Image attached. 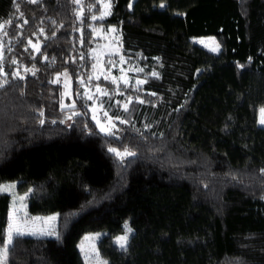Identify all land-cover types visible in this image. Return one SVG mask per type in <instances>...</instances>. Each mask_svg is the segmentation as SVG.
<instances>
[{
  "label": "trees",
  "instance_id": "obj_1",
  "mask_svg": "<svg viewBox=\"0 0 264 264\" xmlns=\"http://www.w3.org/2000/svg\"><path fill=\"white\" fill-rule=\"evenodd\" d=\"M109 2L94 19L101 0H0L11 48L0 65V183L31 190L30 215L58 218L55 237L14 238L7 264H85L78 242L93 231H106L109 264H264V0ZM93 25L119 27L124 56L144 69L120 97L127 108L102 98L114 133L81 86ZM209 36L219 52L192 40ZM11 200L0 193V246ZM127 221L122 249L114 237Z\"/></svg>",
  "mask_w": 264,
  "mask_h": 264
},
{
  "label": "rangeland",
  "instance_id": "obj_2",
  "mask_svg": "<svg viewBox=\"0 0 264 264\" xmlns=\"http://www.w3.org/2000/svg\"><path fill=\"white\" fill-rule=\"evenodd\" d=\"M101 5L102 12L99 15H94V19H104L107 17L110 10L109 0H101ZM106 5H108V7H106ZM162 6H164V4H162ZM3 29L4 27L0 26V65L2 66L5 64V61H7L11 49L9 46L10 42H7L5 38L6 33H4L5 31ZM93 30L95 39L90 49L93 67L92 71L81 79V86L84 97L92 101V109L99 128L101 129L103 127L105 129L103 132L114 133L119 127L117 125V117L115 118L111 115V112L104 108L102 98L113 97L115 103H119V107L127 108L129 103L123 102L124 99L120 97H126V89L129 86L138 87L144 82V80L138 76V74L143 73L144 69L136 61L130 60L124 56L122 52V35L119 27L113 25H93ZM192 40L215 53L220 50L219 41L215 37H196ZM28 45L38 50V43L31 41ZM34 45L36 47H34ZM58 78L65 84L64 89L66 97L73 101V90L68 77H65L64 81L62 80V75ZM127 99L128 102L131 101L130 97ZM72 105V102L68 104L66 101L64 102L65 107ZM261 109H264V107L259 110V124L264 126V124L260 122L261 119L264 118L262 117ZM116 150L120 153L125 151ZM126 156L127 155L123 156V158ZM3 185H14L9 191L0 192L8 193L12 197L9 226L14 225L25 232L33 233L28 235L31 237L47 238L56 236L58 223L56 214L30 215L28 212V197L30 196L31 190L25 193H19L17 191V181L0 183V186ZM50 217H55V219H49ZM124 229L123 233L114 237V241L119 247L120 243L118 242V238L127 236V247L133 232L128 221L125 222ZM128 229H131V231ZM105 234L106 231H93L87 232L81 237L78 242V248L85 264H109L108 260L101 254L98 246L99 240ZM7 246L9 248L10 245Z\"/></svg>",
  "mask_w": 264,
  "mask_h": 264
},
{
  "label": "snow or ice",
  "instance_id": "obj_3",
  "mask_svg": "<svg viewBox=\"0 0 264 264\" xmlns=\"http://www.w3.org/2000/svg\"><path fill=\"white\" fill-rule=\"evenodd\" d=\"M31 2L35 3L36 0H31ZM106 7H108V5H106ZM34 47H36V46L34 45ZM261 114H262V117H264V109H261ZM42 115H43V113L41 112V116ZM260 122L262 124H264V118H262ZM41 123H43V120H41ZM101 130L105 131V129L103 127L101 128ZM110 151L116 152V154L118 156H120L121 158H123V156H125V155H134V153L129 152L127 149L123 153L118 152L116 149H110ZM13 187H14V185L0 186V192L9 191ZM49 219L54 220L55 217H50ZM128 230L131 231V229H128ZM29 234H33V233L25 232V231L21 230L20 228L15 227L14 225L9 226L8 232H7L6 243L3 247H0V264H7V256H8V250H9L7 245H11L13 243L14 238L20 237L23 235H29ZM118 242L120 243V247L122 249L125 248L126 243H127V236L119 237Z\"/></svg>",
  "mask_w": 264,
  "mask_h": 264
}]
</instances>
